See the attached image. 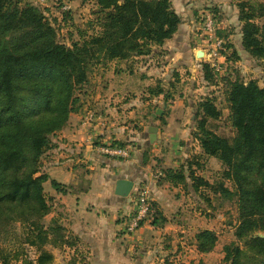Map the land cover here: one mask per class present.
I'll list each match as a JSON object with an SVG mask.
<instances>
[{"label": "trees", "instance_id": "1", "mask_svg": "<svg viewBox=\"0 0 264 264\" xmlns=\"http://www.w3.org/2000/svg\"><path fill=\"white\" fill-rule=\"evenodd\" d=\"M83 2L94 4L92 19L85 29L75 27L78 39L67 46L58 42L55 29L39 7L0 0L1 264H52L54 257L46 245L75 246L56 220L46 227L42 224L50 212L43 187L48 178L40 172L41 157L50 146L48 136L61 131L69 116L80 109L74 91L87 82L90 68L148 55L170 39L180 24L169 0ZM238 10L241 45L248 55L262 61L264 70V3L242 2ZM202 70L205 81L216 85L218 74L207 63ZM225 81L228 118L235 137L218 136L209 128V122L221 116L211 98L198 103L192 133L202 156L221 164L220 180L210 183L196 175L201 164L195 159L176 171L167 170L166 177L174 185H185L189 179L194 192L207 202L205 193L227 200L235 197L238 225L234 236L237 240L249 236L245 243L249 256L231 243L223 248L224 260L264 264V239L253 237L264 232V88L253 81ZM50 184L55 191L64 192L56 182ZM157 221L154 217L152 224ZM16 223L24 227L23 234H14ZM194 240L197 251L206 254L215 248L217 236L201 230ZM30 249L35 250V259L29 256ZM246 258L249 263L243 262Z\"/></svg>", "mask_w": 264, "mask_h": 264}, {"label": "crops", "instance_id": "2", "mask_svg": "<svg viewBox=\"0 0 264 264\" xmlns=\"http://www.w3.org/2000/svg\"><path fill=\"white\" fill-rule=\"evenodd\" d=\"M78 1L83 3V0H63V3L71 10ZM169 1L180 18L172 37L153 47L148 55L111 62V67L104 69L103 89L72 113L61 131L48 136L50 146L41 157L40 172L48 178L44 192L67 212L69 225L77 237L93 243L92 255L105 258L106 264L115 255L99 246L105 241L111 243L124 229L123 217L135 209L134 189L143 190L169 221L170 211L179 206L183 195L198 194L189 179L185 185H174L166 177V171H176L186 161L195 159L201 164L195 174L212 183L216 178L209 180L206 176L207 164L221 168L216 159L202 156L192 135L198 103L206 98L215 101L211 92L214 85L204 79L202 64L206 61L197 57L203 51L198 14L209 7L224 14L233 10L237 15L234 19L240 24L238 1L231 0L233 8L228 0ZM227 24V20L222 23ZM225 39L233 53L245 52L241 29L227 34ZM220 62L226 64L229 56ZM151 127L157 129L153 142ZM113 145L127 149V157H114L103 151ZM120 179L133 182L125 198L114 193L115 183ZM51 181L64 192L55 191ZM153 219L154 215L150 220Z\"/></svg>", "mask_w": 264, "mask_h": 264}, {"label": "rangeland", "instance_id": "3", "mask_svg": "<svg viewBox=\"0 0 264 264\" xmlns=\"http://www.w3.org/2000/svg\"><path fill=\"white\" fill-rule=\"evenodd\" d=\"M16 1H19L20 6L31 4L39 7L55 29L58 42L67 46L72 41L78 39L75 27L85 29L86 23L92 19L91 14L94 11V4L92 2L82 3L78 1L70 10L67 6L63 7V0H48L47 3H42L40 0ZM64 1L68 2V0ZM236 1H238V4L242 2L250 4L264 3V0ZM228 5H231L230 7L233 8L231 0H228ZM205 9L214 11L211 7L203 8L201 11ZM68 10L70 14L65 15L67 13L64 14V12ZM216 13L220 22L219 31L222 38H227V34L241 29V23L239 24L234 19L237 15L233 10H227L226 14L219 13L216 10ZM224 20H227V23H229L227 26L222 25ZM226 43L228 42L226 41ZM225 56H229V62L221 65L222 71L215 79L217 84L211 89L221 116L216 120H211L208 126L218 136L232 139L235 137V131L231 128L228 118L229 111L225 100L226 94L224 93L225 80H238L244 83L253 81L260 88H264V70L262 61L251 57L243 51L235 52V55H233L232 51L226 49ZM107 67H111L110 63L93 66L89 70L87 82L76 86L74 94L79 98L81 106L87 101H91L90 97L92 94L96 96L103 89L105 83L103 80L104 69H107ZM219 169L221 168H218L217 165L207 164L205 172L206 176L210 178L209 180H214L215 178V180H220V177H217V174H220L221 171ZM225 184L228 188L232 189L231 183L225 181ZM205 194L208 195L209 202L204 201L200 195H183L179 206L170 211L171 214L169 213V215L171 217L169 221L161 216L159 210L151 202V215L140 226L141 228L145 225L143 231H140L139 228L134 232H125L123 231L124 228L121 232L117 233V237L114 236V240L111 243L105 241L99 246V249H107L109 254L115 255L111 260H108L109 264H229L224 260L225 252L223 248L231 243L245 250L247 256H249V252H247V247L245 246V243L249 241V236L243 240H237L234 236L238 225L236 198L233 197L227 200L221 199L218 196L215 197L211 193ZM45 195L49 201L50 212L42 220L43 226L46 227L51 220H56L58 225L65 228L66 236L71 238L69 240L75 242V246L72 248L65 246L56 248L52 245H46L45 248L54 257L52 264H106L107 260L105 258L102 259L92 255L93 243H87L77 237L69 225L71 221H69L67 212L63 211L61 206H58L59 204L55 205V198L49 196L46 192ZM134 211L135 209L130 215L124 216L123 219L132 217ZM152 215L158 219L155 224H152V220H150ZM204 229H212L210 231H213L217 236L215 248L206 254L197 251L194 240L195 234ZM24 232V227H20V224L16 223L14 234L21 235ZM101 235L103 236V234ZM258 235H264V232H256L253 237ZM29 256L31 259H35V250L30 249ZM243 262L249 263V260L246 258Z\"/></svg>", "mask_w": 264, "mask_h": 264}, {"label": "built area", "instance_id": "4", "mask_svg": "<svg viewBox=\"0 0 264 264\" xmlns=\"http://www.w3.org/2000/svg\"><path fill=\"white\" fill-rule=\"evenodd\" d=\"M40 2L45 3L46 0H40ZM63 7L66 5L64 4ZM219 30L220 22L216 12L205 9L198 14V33L205 52L204 59L216 74H220L222 71L223 63L220 60L224 58L226 51V40L218 35ZM103 151L110 156L127 157V149L118 145L106 147ZM134 191L135 211L132 217L124 221L125 232L137 231L152 212L151 201L147 194L141 189H134Z\"/></svg>", "mask_w": 264, "mask_h": 264}, {"label": "water", "instance_id": "5", "mask_svg": "<svg viewBox=\"0 0 264 264\" xmlns=\"http://www.w3.org/2000/svg\"><path fill=\"white\" fill-rule=\"evenodd\" d=\"M205 53L204 51H200L197 54V57H203L202 54ZM149 132L151 133V142H153V138L155 136V133L157 132V129L154 127H151L149 129ZM133 188V182L129 181V180H124V179H120L115 183V195L119 196V197H127L131 190ZM256 237L262 238L264 239V235H258Z\"/></svg>", "mask_w": 264, "mask_h": 264}, {"label": "bare ground", "instance_id": "6", "mask_svg": "<svg viewBox=\"0 0 264 264\" xmlns=\"http://www.w3.org/2000/svg\"><path fill=\"white\" fill-rule=\"evenodd\" d=\"M203 55H205V54L203 53Z\"/></svg>", "mask_w": 264, "mask_h": 264}]
</instances>
